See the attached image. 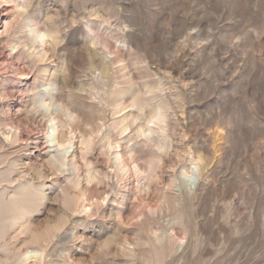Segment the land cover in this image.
Masks as SVG:
<instances>
[{
  "label": "rangeland",
  "instance_id": "rangeland-1",
  "mask_svg": "<svg viewBox=\"0 0 264 264\" xmlns=\"http://www.w3.org/2000/svg\"><path fill=\"white\" fill-rule=\"evenodd\" d=\"M0 264H264V0H0Z\"/></svg>",
  "mask_w": 264,
  "mask_h": 264
},
{
  "label": "bare ground",
  "instance_id": "bare-ground-1",
  "mask_svg": "<svg viewBox=\"0 0 264 264\" xmlns=\"http://www.w3.org/2000/svg\"><path fill=\"white\" fill-rule=\"evenodd\" d=\"M38 33V32H37ZM43 35V34H42ZM42 35H38V40H39V43L41 44L42 43V39H43V36ZM37 36V35H36ZM37 39V38H36ZM37 40V41H38ZM40 48V47H39ZM42 51H41V54L40 55H45V52H43V49L42 48H40ZM43 58V57H42ZM47 97H48V99L50 98V100H52L53 99V97H52V95H50L49 96V94L48 95H46ZM46 97V98H47ZM42 101H41V103H37V104H35V106H36V108H38V110H36L37 111V113H39V114H41V115H43V116H45V117H48L49 119H50V124H51V126H49L50 127V129H51V131H52V136L51 137H53V138H55L56 137V135L57 134H59L58 133V131H59V128H58V124H57V121L56 120H58V116H65V119H66V122L69 124L71 121H72V116L70 115V113H68V112H66L65 110H64V106H62L61 104H55L53 101L54 100H52V102L51 103H48V102H46L45 100V98L44 99H41ZM43 119V118H42ZM46 119V118H45ZM39 123V122H38ZM61 124V123H60ZM49 129V128H48ZM69 130V129H68ZM71 130V129H70ZM70 132V131H69ZM8 134L11 136V134H10V132H8ZM10 136H8V137H10ZM59 137V136H58ZM50 138V137H49ZM8 139V138H7ZM51 139V138H50ZM71 139H72V137H71ZM49 141H51V140H49ZM58 141V140H57ZM18 142H19V140H18ZM70 142V141H69ZM51 148L53 149L52 150V153H53V158L55 159L56 157L58 158V156H60V151H62L63 150V152H64V154L66 155L67 153V151L69 150V149H71L72 148V146H71V144L70 143H68L67 142V145H62V143L60 144L59 142H55V143H51ZM62 149V150H61ZM62 154V153H61ZM63 155V154H62ZM64 156V155H63ZM67 156V155H66ZM72 156V155H71ZM65 157V156H64ZM65 160V159H64ZM72 160V159H71ZM121 160V159H120ZM122 162V161H121ZM68 163V162H67ZM122 164V163H121ZM122 165H124V164H122ZM66 166V165H65ZM64 167V166H63ZM123 167V166H122ZM71 168V167H70ZM124 168V167H123ZM73 170V169H72ZM71 170V171H72ZM195 175V174H194Z\"/></svg>",
  "mask_w": 264,
  "mask_h": 264
}]
</instances>
